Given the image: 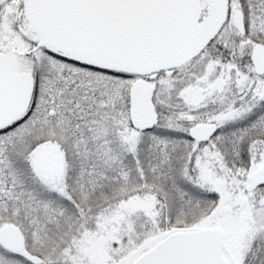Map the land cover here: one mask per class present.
Returning <instances> with one entry per match:
<instances>
[{
    "label": "snow or ice",
    "instance_id": "obj_1",
    "mask_svg": "<svg viewBox=\"0 0 264 264\" xmlns=\"http://www.w3.org/2000/svg\"><path fill=\"white\" fill-rule=\"evenodd\" d=\"M0 264H264V0H0Z\"/></svg>",
    "mask_w": 264,
    "mask_h": 264
}]
</instances>
